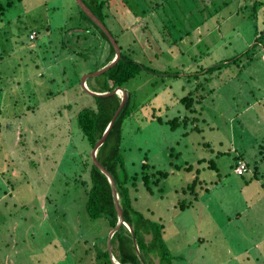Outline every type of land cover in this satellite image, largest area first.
I'll list each match as a JSON object with an SVG mask.
<instances>
[{"label": "rangeland", "instance_id": "rangeland-1", "mask_svg": "<svg viewBox=\"0 0 264 264\" xmlns=\"http://www.w3.org/2000/svg\"><path fill=\"white\" fill-rule=\"evenodd\" d=\"M158 1L139 0L145 10L135 16L111 0L107 23L125 54L158 73L127 83L140 107L123 122L125 167L140 170L147 158L149 173L168 172L150 181L152 192L140 177L131 187L133 207L162 232L156 252L136 244L134 255L140 264H264V178L234 171L239 154L253 163L264 137V47L227 62L264 34V6ZM0 4V264H108L112 228L88 215L78 181L89 179L93 149L76 116L96 107L82 78L106 62L109 43L75 0ZM218 62L229 64L209 82L205 72L188 76ZM198 85L191 95L204 96L191 110L179 99ZM177 116L186 122L172 129L166 120ZM195 176L201 182L188 188Z\"/></svg>", "mask_w": 264, "mask_h": 264}, {"label": "trees", "instance_id": "trees-1", "mask_svg": "<svg viewBox=\"0 0 264 264\" xmlns=\"http://www.w3.org/2000/svg\"><path fill=\"white\" fill-rule=\"evenodd\" d=\"M88 8L100 19V21L107 27L111 35L115 38L116 42V34H114L110 28L107 26V23L110 24L109 20L111 18V8L110 5L111 0H82ZM139 0H118L122 8H126L128 10L127 13H132L135 16H139L142 13L144 14V10L142 6L138 3ZM166 1V0H163ZM231 0H211L210 3L217 2L216 11L220 10L221 8L229 4ZM12 1H9L11 3ZM152 2V0H151ZM155 2L156 7L159 6L161 3H158V0H153ZM168 2V1H166ZM165 2V3H166ZM164 5V4H162ZM264 6V1L255 0L252 9L257 11L259 7ZM4 7L0 4V14L2 15V9ZM79 13L82 17L88 20L93 27L107 40L110 46L109 55L107 56V60L105 63L101 65V67L108 64L115 55V50L109 41L106 34L78 7ZM154 9L155 6H154ZM124 12V10H123ZM125 13V12H124ZM125 13V14H127ZM113 16V15H112ZM160 27V26H158ZM117 28V27H116ZM127 28H122V31H117V36L123 32ZM181 36V35H180ZM179 36V37H180ZM167 37V36H166ZM118 43V42H117ZM264 34L259 35L255 39V43L252 44L248 49L241 52L240 54L236 55V59L229 60L227 62H236V60L241 59L244 55H248L252 51L250 57H253V51L260 45L264 47ZM119 45V44H118ZM120 48V58L119 60L112 65L109 69L102 72L101 74L92 77L95 83L93 85H98L97 88L95 86L89 87L92 91L105 93L107 95H100L94 96L96 107H84L77 113V125L82 132L83 137L87 140L89 146L93 149L96 142L102 137L103 133L105 132L107 126L109 125L111 119L115 115L116 111L119 108L121 102V96L114 90L116 88H124L127 91V99L125 104L120 109L110 131L107 134L104 142L99 146L96 153V159L99 163L109 171L112 175L116 191L119 196V204L122 208L123 217L125 220V224H121V226L114 232L112 235L110 242L115 245L117 250V254L112 252V256L114 257L115 261L119 262L120 264H140L137 261L136 256L134 253L136 252L135 245L137 244V248L142 247L146 248V244H150L147 249H152L153 252H156L155 249L159 246V241L161 239L162 232L159 230V224L151 220L150 218L145 217V215L136 210L132 205V195L131 189L136 188L138 184V178L143 179V183L146 188L152 192L151 180L154 179V184H159L162 178H166L168 176V172L162 170H154L151 173V169L153 170L154 167L148 163V159H145V162L141 163L140 170H133L131 173L127 171L125 167V160L122 154L121 148V140H122V132H123V122L126 117H128L137 107L140 105L135 104L133 102V94L127 90V83L134 77L140 75V73L147 72L151 74H158L157 70L150 68L149 66L145 65V62L135 61L132 57L128 56L122 51L121 46ZM144 49V48H143ZM144 56H148V60L150 61V55L143 52ZM158 53H154V57H158ZM153 56V55H152ZM223 62H218L216 64L207 66L204 68L201 67V70H196L194 73L190 74L189 77H198L199 74L205 72L209 75L206 78V81L209 82L212 78L211 75L220 71L222 67L226 66L227 64ZM165 74H168L165 72ZM177 73L176 75H178ZM91 79V80H93ZM203 87V84H202ZM201 88L198 85L195 90H192L190 93L185 95L184 97L180 98V102H183L185 106L191 110H194V105L196 102L200 101L201 96L199 94L194 97L191 95L192 92L199 91ZM93 96V95H92ZM187 117H174L173 119L166 120L168 124L175 129L178 127L181 122H186ZM157 121L162 122V118L157 117ZM258 153L252 160V164L245 160L243 155L239 154L236 157V165L238 161H243L246 165V169H252V177L256 180H259L261 177L264 178V173L260 172L261 166L258 164L261 161L264 162V137L258 143L257 147ZM90 166H89V179H82L80 178L79 184L84 187V192L86 196V211L88 215L92 218H98L104 216L108 219L110 227L113 228L118 220V214L115 207V199L112 193V188L110 182L108 181L107 176L94 164L92 160V156L90 155ZM260 158V160L258 159ZM242 159V160H241ZM88 165V163H86ZM191 166V165H190ZM188 166L187 169L191 167ZM208 167L215 168L213 163H210ZM255 167V168H254ZM198 173V169H196ZM246 173V172H244ZM242 173V174H244ZM241 174V175H242ZM261 176V177H260ZM190 182L187 187L191 188L198 182H201L199 179L196 178ZM140 180V179H139ZM132 187V188H131ZM0 188L3 189L2 185L0 184ZM3 192V191H2ZM184 203L183 201L180 202V206L182 208ZM150 211V210H148ZM135 236V240L133 239V235ZM149 236V238H148ZM148 241V242H147ZM126 251L129 255L126 254ZM107 257V252H102L99 256ZM108 264H114V261L107 257Z\"/></svg>", "mask_w": 264, "mask_h": 264}, {"label": "water", "instance_id": "water-1", "mask_svg": "<svg viewBox=\"0 0 264 264\" xmlns=\"http://www.w3.org/2000/svg\"><path fill=\"white\" fill-rule=\"evenodd\" d=\"M76 4L78 5V7L106 34V36L108 37L109 41L111 42L114 50H115V55L113 57V59L106 64L105 66L101 67L100 69L96 70L93 73H89V74H85L82 78V88L87 91L89 94L93 95V96H100V95H107L108 93H100V92H95L90 90L87 85H86V79L90 76H97L99 74H101L102 72L106 71L107 69H109L112 65H114L120 58L121 52H120V48L118 43L116 42L115 38L111 35V33L109 32V30L107 29V27L100 21V19L88 8V6L82 1V0H75ZM118 89H122L123 94L121 96V102L119 105L118 110L116 111L115 115L113 116V118L111 119L109 125L107 126L105 132L103 133L102 137L96 142L93 151H92V160L94 162V164L107 176L108 181L110 182L111 188H112V193L115 199V207H116V211L118 214V220L116 225L112 228V230L109 233L108 236V241H110L112 235L114 234V232L121 226V224H125V220L123 217V212H122V208L119 204V196L118 193L116 191V186H115V182L114 179L112 177V175L109 173L108 170H106L100 163L99 161L96 159V153H97V149L99 148V146L104 142L105 138L107 137L108 132L110 131L120 109L122 108V106L125 104V101L127 99V91L124 88H118ZM133 235V239L135 238L134 234ZM135 240V239H134ZM111 259L114 261V257L111 256ZM114 264H120L119 262H115Z\"/></svg>", "mask_w": 264, "mask_h": 264}, {"label": "built area", "instance_id": "built-area-1", "mask_svg": "<svg viewBox=\"0 0 264 264\" xmlns=\"http://www.w3.org/2000/svg\"><path fill=\"white\" fill-rule=\"evenodd\" d=\"M237 174H242L246 171V165L243 161H238V164L235 168V170Z\"/></svg>", "mask_w": 264, "mask_h": 264}, {"label": "crops", "instance_id": "crops-1", "mask_svg": "<svg viewBox=\"0 0 264 264\" xmlns=\"http://www.w3.org/2000/svg\"><path fill=\"white\" fill-rule=\"evenodd\" d=\"M100 67H101V66H100ZM86 85H87V84H86ZM87 87H88V86H87ZM90 90H91V89H90ZM200 239L202 240V242H201V243H204V241L206 240V238H205V237H202V238H200V237H199V240H200ZM247 249H248V248H247ZM247 249H246V250H247Z\"/></svg>", "mask_w": 264, "mask_h": 264}]
</instances>
